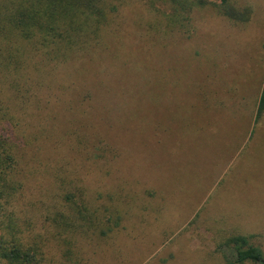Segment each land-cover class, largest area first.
<instances>
[{
	"label": "rangeland",
	"instance_id": "rangeland-1",
	"mask_svg": "<svg viewBox=\"0 0 264 264\" xmlns=\"http://www.w3.org/2000/svg\"><path fill=\"white\" fill-rule=\"evenodd\" d=\"M201 1L178 23L192 25L187 33L168 26L172 3L110 0L117 14L86 73L102 103L84 99L75 74L54 72L55 98L42 107L53 122L32 126L52 138L25 158L34 178L24 219L38 214L50 231L44 264H76L66 236L41 219L74 192L124 212L112 236L80 241V264H226L236 256L219 245L232 235L264 250V0H229L252 9L247 23L223 17L222 0ZM72 171L85 183L69 186Z\"/></svg>",
	"mask_w": 264,
	"mask_h": 264
},
{
	"label": "trees",
	"instance_id": "trees-1",
	"mask_svg": "<svg viewBox=\"0 0 264 264\" xmlns=\"http://www.w3.org/2000/svg\"><path fill=\"white\" fill-rule=\"evenodd\" d=\"M163 1L173 4L168 26L192 33V25L178 23L183 18L190 21L194 10L202 8V1ZM218 11L236 23H247L252 16L250 7L240 8L229 0H222ZM116 14L117 8L110 0H0V264H44L54 259L45 237L50 231L44 225L37 226L39 215L32 213L35 224L24 219L30 208L24 190L34 178L27 174V152L34 143L49 144L52 138L46 130L32 127L33 119H46L45 112L49 109L42 107L49 106L51 98H55L49 86L59 68L82 80L78 88L88 103L93 97L103 102L104 95L90 90L87 62L96 60L94 54L102 48L104 35L111 30ZM103 68L102 65L92 69L91 76ZM263 116L264 87L256 123ZM50 121L53 122L45 120L42 127ZM79 143L81 148H87L81 140ZM100 150L105 152L108 148L103 145ZM83 182V177L73 171L68 176L69 186ZM74 194L66 195L63 207L52 205L46 209L48 216L41 219L44 224L52 223L50 230L55 232L54 236H66L63 242L66 255L69 258L74 255V263L80 264L84 255L80 241L90 236L103 239L112 236L121 230L124 212L119 203L110 206L99 203L91 208L85 196L82 199ZM31 196L32 206L41 210L38 196ZM219 246L232 249L236 256L234 261L225 258L226 264H264V250L252 244L250 237L232 235Z\"/></svg>",
	"mask_w": 264,
	"mask_h": 264
}]
</instances>
